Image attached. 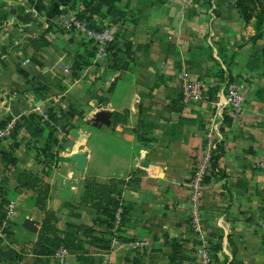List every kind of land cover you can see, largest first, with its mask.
<instances>
[{
  "label": "crops",
  "instance_id": "0c3cea01",
  "mask_svg": "<svg viewBox=\"0 0 264 264\" xmlns=\"http://www.w3.org/2000/svg\"><path fill=\"white\" fill-rule=\"evenodd\" d=\"M211 1L191 0L185 5L181 0H119L126 17L111 24L125 25L119 37L123 44L132 42L130 68L114 69L97 88L90 79L87 85L82 83L85 79L80 76L73 80L69 94L63 87L61 94L40 97L45 106L49 102L60 111L68 110L80 87L79 96L88 95L89 107L96 103L105 108L96 123L92 117L98 109L91 108L87 114L82 107L72 143L81 154L77 159H82V166L74 160L73 151V157L63 153L66 160L49 171L38 161L25 129L0 142V216L4 215L0 245L23 253L17 264H34L33 248L44 212L35 205V191L18 186L15 168L4 169L2 155L7 151H13L19 169L47 171L51 188L47 208L57 214L61 230L67 229L68 221L94 224L91 208L80 203L87 178L125 180L122 199L129 212L119 228L130 240L109 234L111 248L95 254V264H136L134 258L141 264H170L176 242L182 244L183 264H204L198 251L205 248L214 263L218 257L224 264H264V50L257 57L253 53V23L243 22L235 0H215L216 14ZM80 8V0H0V23L13 20L12 28L23 35L10 47L0 43L1 58H7L1 60L13 69L8 70V89L30 80L33 67L26 75L24 58L43 51L45 56L33 58V64L41 68L38 76L58 62L51 55L72 42L58 27H48L76 15ZM42 34L52 46L26 53L24 42ZM16 52L20 55L15 56ZM66 52L61 51L59 58ZM183 66L193 79L209 87V100L184 101L179 77ZM233 83L243 91L245 102L241 114L228 124L223 104L225 89ZM114 111L127 113V122L114 124ZM210 126L216 130V147L193 196V180L210 143ZM48 133L49 129L45 136ZM12 201L16 218L6 221V205ZM66 202L76 204L74 212L81 216H71ZM26 220L39 231L27 229ZM114 228L110 231L117 232ZM214 245L219 249H213ZM0 264L7 263L0 260ZM67 264L80 262L72 255Z\"/></svg>",
  "mask_w": 264,
  "mask_h": 264
},
{
  "label": "trees",
  "instance_id": "16d2710c",
  "mask_svg": "<svg viewBox=\"0 0 264 264\" xmlns=\"http://www.w3.org/2000/svg\"><path fill=\"white\" fill-rule=\"evenodd\" d=\"M28 1L32 2V0ZM118 2L119 0H80L82 8L76 14V18L86 24L88 29L101 31L102 25L97 21V17L109 19L110 23H115L119 19L126 17V12L118 6ZM234 5L238 9L244 23L249 24L256 21L257 34L252 37V40H259L263 36L264 0H235ZM54 26V24H51L48 30H51ZM73 29L75 28L73 27ZM50 46H52V41L45 34L31 38L29 45H27L28 48L30 47L35 52L43 47ZM123 46L119 47L117 42H113L109 44V49L107 50L113 56V66L116 69L128 70L134 61L132 42L125 41ZM91 64L92 61H83V56L79 54L73 60L71 70L76 73ZM75 104L74 102L71 103L68 110H61L63 119H72L84 113L83 109H77ZM174 107L176 108L175 103H173ZM49 116V121L37 113L22 116V121L12 133V137H16L21 129H25L30 134L31 139L37 143L35 149L38 161L43 163L50 171L54 165L51 160L57 158L58 155V151H55L54 148L60 144L58 138L54 137L55 127L52 124L53 122H62L63 119L57 116L53 108L49 109ZM111 119L114 124L125 123L128 120V114L114 111L111 114ZM224 120L228 124L232 122V119L228 116H225ZM67 124H64V127H67ZM48 129L49 133L45 136V132ZM2 160L5 170L9 171L12 167L15 168V179L19 187L35 191V205L44 212L38 239L33 248V254L35 255L34 264H51V260L55 259L57 251L62 246L67 248L80 264H95V254L101 250H109L111 248L112 239H109V234L117 239L130 240V238L120 234V228L117 229V232L110 231L115 226L119 210L121 209V222H125L129 212L122 199V185L126 184L124 179L111 178L106 182H100L93 177L87 178L80 203L91 208L94 224L89 225L68 221L67 229L61 230L57 226V214L47 208L51 189L50 184L46 180L47 171L19 169L17 167L18 159L13 151L5 152L2 155ZM65 207L70 210L71 216H81L79 213L74 212L78 208L76 204L66 202ZM2 218L4 219V215L0 216V225L1 221H3ZM8 228L6 227V231ZM87 244L89 247H87ZM213 249L218 250L219 246L214 245ZM185 258L182 244L174 243L173 254L169 258L170 264H183ZM22 259V252L20 253L16 249L0 245L1 261L7 264H17L16 262ZM133 260L134 263L141 264L138 259L134 258ZM55 261V264H60L56 259ZM214 264H224V262L215 257Z\"/></svg>",
  "mask_w": 264,
  "mask_h": 264
},
{
  "label": "rangeland",
  "instance_id": "374dc122",
  "mask_svg": "<svg viewBox=\"0 0 264 264\" xmlns=\"http://www.w3.org/2000/svg\"><path fill=\"white\" fill-rule=\"evenodd\" d=\"M189 2L187 0H181V3H184L185 5H188ZM211 7H212V13L216 14L217 11L216 8L218 6L215 0L211 1ZM73 16L76 15L70 14L55 22V26L58 27L59 30L64 31L67 34L68 41L72 43L68 44L65 47L60 48L59 50H57V52H55V54L51 55L52 57H55L54 59H56L58 62L54 63L55 60H50L51 62L54 63L53 64L54 67L52 65L51 69L48 70V72H46L45 74H41L40 76H38V74H39V69L41 68L33 64L34 62L33 58H35L36 60L37 57L39 58L40 56H45L43 55V51L39 54H36V56H34L32 59L24 58L23 64L24 65L28 64L27 66L22 65L23 69L25 70V74L26 75L30 74L29 69L31 67H33V71L35 70L37 71V73L32 72L30 74L31 75L30 80L23 83V85L21 84L22 86L15 85L12 86L11 90L8 89L9 86L7 85V78L8 75H10L11 71H8L10 68L7 65L3 64L5 61L1 59H7V58L6 57L1 58L2 51H0V115H2V119L0 121V142H2L4 139H9L10 137H12V133L22 121V116L29 115L31 113H37L38 115L49 121L50 119L49 109L53 108V111L57 113V116L62 118L61 111L57 107L52 105L53 103L49 104V102H47L46 104L47 106H45L43 105L42 98L40 97L45 96V98H47L48 97L47 95L50 92H52L50 94L53 93L61 94L62 91L59 92V90L60 88L63 87L66 89V90L64 89V92L66 91L69 94L70 92H72L70 89L72 88L73 80L75 78H79L80 76H82V78L85 79L82 83L87 85L88 82L86 80L90 79L91 81H93L94 86L97 88L99 85L98 83L102 84L103 81H107V79L104 78L112 76L115 73L114 69L116 68L113 66L114 65L113 56L109 53L107 54L106 50L109 49L110 43L117 42L119 47L121 44H123V41L119 37V31H122L125 25L111 24L109 20H105L103 18L98 17L97 21L102 25V30H101L102 32H96V34H92L91 36L90 34H88V32L82 31V33L81 32L79 33L78 31H74L68 28V26L66 27V23H69ZM6 22L0 23V43L6 42L7 43L6 47H10L12 44L15 45V41L21 40V37H23V35L18 29L16 30V28L15 29L12 28L13 26L16 25L14 24L15 22L13 20L9 24ZM252 23H253V29L255 31L254 35H256L257 34L255 28L256 21H253ZM262 35L263 36L259 40L257 39L256 41L252 40L251 37L253 36L250 37V40L253 42L255 46V47L253 46L254 49L253 53H255L256 57L261 55L260 54L261 51L264 50L263 48L264 27L262 30ZM29 40L30 39L24 42L25 45H29L28 44ZM64 49H66L67 52ZM23 50L26 51V53L28 54H31L33 52V50L30 47L29 48L23 47ZM61 51L63 53L66 52L67 55L60 59L59 56L61 54ZM17 54H19V52H16L14 55L16 56ZM79 54L83 56V61H92V64L85 66L81 71L74 73L71 70V65L73 60L76 59ZM10 70L13 71L12 67ZM16 70L18 71V69ZM34 76H38V77L34 78ZM229 85H236V84L233 83ZM229 85H227L225 89L226 93L228 91ZM53 86L56 89L52 88ZM80 89L82 88L79 87V89L77 88V90L75 91L76 92L75 94L72 93L73 94L72 103L73 102L76 103L75 105L77 109L79 108L82 109V107H85L86 108L85 113L87 114H89L88 110H91V108L94 109L95 107L96 109H98L94 113V115L96 116L92 117V120H95L96 123H99L98 120H96L97 119L96 117L103 116L104 115L103 112L106 111L105 108L101 105H97L96 103L93 105L91 104V107H89L88 105L89 97L88 95L79 96L81 92ZM182 90H183V84H182ZM241 93L243 94V91H241ZM244 102L245 99L243 100V104ZM14 106L18 107L19 109L18 116H16L12 111V107ZM81 116L82 115L80 116L77 115L72 119L62 118L63 119L62 122H58V123L53 122L52 125H54L56 130L54 133V137H57L60 142V144L54 148L55 151H58V155L57 158L51 160L52 164H54L53 166L59 165L60 162H63L62 160L65 159L64 157H62L63 153H66V155H68L69 157H73L72 155L76 153L74 154L73 157L74 160H77L76 157L78 155L81 156V154L78 153L77 146H75L74 150L72 147L73 140L74 141L76 140L75 139L76 136L74 134L73 137V133L75 128L77 127L76 124L78 118H81ZM66 123H68L67 127H64V124ZM83 131L86 132V129H84ZM32 142H33L32 143L33 148L37 147V143L34 140H32ZM75 143L77 145V141ZM72 152L73 154H71ZM81 165H83L82 159H81ZM77 168L80 170L82 169V167H77Z\"/></svg>",
  "mask_w": 264,
  "mask_h": 264
},
{
  "label": "built area",
  "instance_id": "2783aa9c",
  "mask_svg": "<svg viewBox=\"0 0 264 264\" xmlns=\"http://www.w3.org/2000/svg\"><path fill=\"white\" fill-rule=\"evenodd\" d=\"M188 2L190 0H187ZM121 25V22L119 21L116 25ZM78 31L79 33L82 31L88 32L92 36V34H96V32H102V31H95V30H90L86 27V24L78 21L76 16H73L71 18V21L69 23H66V27ZM73 27L75 29H73ZM109 38V37H108ZM107 54H111L110 51L106 50ZM179 77L180 80L182 81L183 84V97L184 101H203V100H209L210 94H209V87L207 85L199 80V79H193L189 73V70L183 66L181 71L179 72ZM245 99L244 95L241 93V91L238 89L236 85H230L228 88L227 93H225V102L223 104L224 112L226 113L227 116H229L232 120L237 118L242 112L243 109V100ZM47 118V116H46ZM207 137L210 140L208 150L205 152L203 156V163L201 165L200 171L196 173L195 179L193 180V196H196L197 191L199 190L200 187V182L206 175V172L208 168L210 167V162H211V149L216 147V141L215 138L217 137L216 135V130L215 127L210 126L207 132ZM121 209L117 213V219L115 221V228H119V225L121 223ZM6 214H7V219L6 221H12L16 218V209L15 205L12 202H9L6 205ZM198 254L202 256V260L204 264H214V258L212 257L211 253L209 250L201 249L198 251ZM72 256L70 251L65 248L64 246L60 247L59 250L57 251L55 255V259L60 263V264H67L68 258Z\"/></svg>",
  "mask_w": 264,
  "mask_h": 264
},
{
  "label": "water",
  "instance_id": "95a60500",
  "mask_svg": "<svg viewBox=\"0 0 264 264\" xmlns=\"http://www.w3.org/2000/svg\"><path fill=\"white\" fill-rule=\"evenodd\" d=\"M32 72H34V73H37V71H32ZM12 111H13V113L16 115V116H18L19 115V109H18V107H12ZM1 119H2V115H0V121H1ZM79 156H77L76 158H78ZM77 161H81V159H77ZM80 165V164H79ZM82 166V165H81ZM80 166V167H81ZM24 226L27 228V229H29V230H31V231H33V232H38L39 231V228H38V226L37 225H35L33 222H31L30 220H26L25 221V223H24Z\"/></svg>",
  "mask_w": 264,
  "mask_h": 264
}]
</instances>
